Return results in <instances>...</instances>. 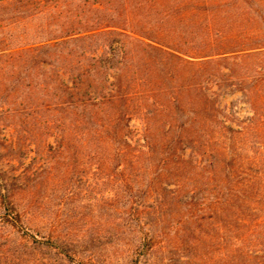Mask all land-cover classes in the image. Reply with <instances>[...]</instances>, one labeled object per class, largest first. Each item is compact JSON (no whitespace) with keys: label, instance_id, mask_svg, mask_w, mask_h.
I'll return each instance as SVG.
<instances>
[{"label":"rangeland","instance_id":"rangeland-1","mask_svg":"<svg viewBox=\"0 0 264 264\" xmlns=\"http://www.w3.org/2000/svg\"><path fill=\"white\" fill-rule=\"evenodd\" d=\"M137 1L0 0V264H264V198L226 204L233 169L207 147L217 162L195 168L202 149L192 150V131L182 150L163 117L128 123L119 101L93 100L118 72L88 66L107 36L64 41L69 23L126 27ZM230 63L198 79L219 106L209 134L224 123L227 147L264 153V75L255 71L264 57ZM71 64L88 71L77 88L66 85ZM13 211L28 233L10 222Z\"/></svg>","mask_w":264,"mask_h":264},{"label":"trees","instance_id":"trees-1","mask_svg":"<svg viewBox=\"0 0 264 264\" xmlns=\"http://www.w3.org/2000/svg\"><path fill=\"white\" fill-rule=\"evenodd\" d=\"M125 11H128L126 27L104 25L92 19L86 20L83 28H74L75 24L69 23L63 36L66 42L108 37L106 48L90 51L88 66L95 71L114 69L118 72L112 74L114 79L105 94L93 96V100L96 102L102 97L106 100L104 103L113 106L119 101L126 108L124 117L128 123L135 115H144L148 122L163 117L162 123L167 124L164 133H176L174 136L182 140L179 141L182 150L189 145L183 139L192 131L196 137L190 142L192 150L202 149L201 154L198 152L197 157L192 158L195 168L217 162L214 155L205 157L203 147H207L211 153L215 150L221 155L226 168L233 169L232 173L225 171L224 174V181L229 184L226 204L233 197L241 202L264 198V153H248L242 144L235 149L227 147L220 139L224 123L210 136L208 124L220 122L216 119L218 115L220 118L219 106L204 82L198 80L209 65L220 64L222 60L239 66L247 59L264 57V0H138L133 8H125ZM187 36L198 40L187 39ZM74 69L71 64L66 85L76 83L77 88L86 83L88 71L71 72ZM222 69L235 71L231 65H223ZM258 69L264 75V65H258L255 71L259 72ZM112 75L107 74L104 81L108 83ZM212 77L211 72L207 76L205 73V79ZM123 83L124 88L117 89ZM256 99L264 105L263 95ZM210 110L215 113L208 114ZM117 111H113L114 120L119 118ZM184 114L186 117L182 119ZM231 129L238 134L246 130L243 127ZM9 220L28 233L18 212L13 211ZM41 241L58 247L51 239Z\"/></svg>","mask_w":264,"mask_h":264}]
</instances>
